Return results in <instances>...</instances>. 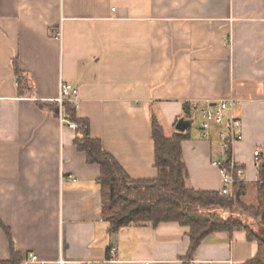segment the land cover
<instances>
[{"label":"crops","instance_id":"crops-1","mask_svg":"<svg viewBox=\"0 0 264 264\" xmlns=\"http://www.w3.org/2000/svg\"><path fill=\"white\" fill-rule=\"evenodd\" d=\"M61 80L79 89L78 116L133 180L158 177L151 115L171 136L188 104L193 124L182 151L196 191L221 192L213 162L227 159L219 129L204 137L201 113L238 100L243 140L233 158L245 173V202L257 197L255 151L264 156V0H0V221L25 263L33 255L37 264L106 262L111 249L114 264L255 258L259 246L245 231L211 234L194 253L189 229L176 222L111 234L100 167L88 164L76 131L61 132L48 109ZM9 258L0 226V260Z\"/></svg>","mask_w":264,"mask_h":264},{"label":"trees","instance_id":"trees-1","mask_svg":"<svg viewBox=\"0 0 264 264\" xmlns=\"http://www.w3.org/2000/svg\"><path fill=\"white\" fill-rule=\"evenodd\" d=\"M13 68L18 85L25 80L16 61ZM39 107L45 106L38 103ZM57 114V106L48 107ZM184 117L190 120L188 104L184 105ZM70 121L77 123L74 141L78 151L84 153L90 165H98L101 176L98 184L102 191L101 214L109 224L111 234L135 225L176 222L189 229L190 251L194 253L203 240L214 233L245 231L248 241L256 242L259 251L248 264H264V236L256 232L250 219L258 222L264 231V156L258 167L257 206L246 205L247 184L234 186L233 192L224 196L221 192L196 191L189 185V174L183 159L182 143L191 139V129L185 133L175 131L167 136L159 119L151 115V138L155 146V167L158 177L153 180H133L116 159L103 148L102 142L91 135L87 119L78 116L75 107L66 105ZM10 247V258L0 264H26L17 249L10 230L0 221Z\"/></svg>","mask_w":264,"mask_h":264},{"label":"built area","instance_id":"built-area-1","mask_svg":"<svg viewBox=\"0 0 264 264\" xmlns=\"http://www.w3.org/2000/svg\"><path fill=\"white\" fill-rule=\"evenodd\" d=\"M57 106V119L60 125L61 132L65 128H69L76 131L78 128L77 123L69 120L66 112V105L71 103L76 110H79V89L75 86L60 81L58 96L53 101ZM240 106V102L235 99H230L228 101H221L216 103L214 106L208 105L201 113L202 123L201 129L203 135L206 139H210L211 130L217 128L219 132V141L222 146V151L227 157L226 160H215L213 166H215L221 175L223 188L221 194L224 196L230 195L236 183L243 181L245 175L242 167L238 166L233 158V147L235 144L243 140V123L241 119L234 116L233 112L237 107ZM255 160L257 164H260L261 153L255 151ZM117 251L116 249H111L106 262H94L86 264H114L117 263ZM30 264L40 263L39 258L33 255L29 261ZM64 264V261H60Z\"/></svg>","mask_w":264,"mask_h":264},{"label":"rangeland","instance_id":"rangeland-1","mask_svg":"<svg viewBox=\"0 0 264 264\" xmlns=\"http://www.w3.org/2000/svg\"><path fill=\"white\" fill-rule=\"evenodd\" d=\"M197 127H198V121H195L194 125H193V130H197ZM244 202V201H243ZM246 205H256L257 204V197L256 195H254V197H250V198H247L245 199V202H244ZM250 224L253 225L254 227V230L256 232H261V229H260V226L258 225V222L255 221V220H252L250 219Z\"/></svg>","mask_w":264,"mask_h":264},{"label":"water","instance_id":"water-1","mask_svg":"<svg viewBox=\"0 0 264 264\" xmlns=\"http://www.w3.org/2000/svg\"><path fill=\"white\" fill-rule=\"evenodd\" d=\"M192 124H193L192 120L180 119L177 122L175 129L177 132L185 133L187 130L191 128Z\"/></svg>","mask_w":264,"mask_h":264}]
</instances>
